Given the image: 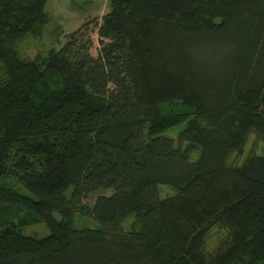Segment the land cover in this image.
<instances>
[{
  "label": "trees",
  "instance_id": "16d2710c",
  "mask_svg": "<svg viewBox=\"0 0 264 264\" xmlns=\"http://www.w3.org/2000/svg\"><path fill=\"white\" fill-rule=\"evenodd\" d=\"M47 1L0 0V264H264V0H107L96 56L21 58Z\"/></svg>",
  "mask_w": 264,
  "mask_h": 264
},
{
  "label": "rangeland",
  "instance_id": "374dc122",
  "mask_svg": "<svg viewBox=\"0 0 264 264\" xmlns=\"http://www.w3.org/2000/svg\"><path fill=\"white\" fill-rule=\"evenodd\" d=\"M45 11L48 22L43 28L40 37H26L18 44L21 58L33 59L44 56L51 48L59 49L68 39V34L81 31L92 41L90 54L96 56L99 48L97 27L101 22L102 15L109 11L107 0H48ZM184 125H178L166 131V135L175 137ZM255 153L264 155V139L257 138L251 133L246 139L240 161H243L249 154ZM193 158L196 154L192 155ZM111 193L110 191L106 192ZM159 197L164 198L174 194V191L167 186H158ZM94 196L86 200L91 204ZM76 225L93 227L95 223L90 218H77ZM130 218L123 225H127ZM24 235L43 237L48 234L43 224H35L22 227ZM228 236L224 225H216L209 233L205 241V251L212 253Z\"/></svg>",
  "mask_w": 264,
  "mask_h": 264
}]
</instances>
